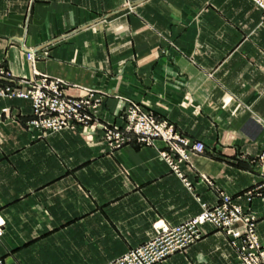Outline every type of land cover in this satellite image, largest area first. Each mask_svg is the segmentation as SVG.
I'll return each mask as SVG.
<instances>
[{"label":"crops","instance_id":"crops-1","mask_svg":"<svg viewBox=\"0 0 264 264\" xmlns=\"http://www.w3.org/2000/svg\"><path fill=\"white\" fill-rule=\"evenodd\" d=\"M0 67L102 94L112 124L139 103L212 151L183 167L188 189L153 146L110 152L99 124L32 128L29 100L0 97L4 264H107L153 223L184 222L219 192L244 205L264 180L251 161L264 149V16L251 0H0ZM249 205L264 247V195ZM203 229L163 264H242L223 230Z\"/></svg>","mask_w":264,"mask_h":264},{"label":"built area","instance_id":"built-area-1","mask_svg":"<svg viewBox=\"0 0 264 264\" xmlns=\"http://www.w3.org/2000/svg\"><path fill=\"white\" fill-rule=\"evenodd\" d=\"M252 1L262 10L264 16V0ZM27 57H34L31 50L27 52ZM63 85L62 80L47 75L31 79L15 78L0 67V96L30 100V126L56 131L95 121L102 129L104 140L111 151L129 141L130 134L135 135L137 142L147 145H155L160 140L167 148V151H160L161 156L180 177H184V174L178 163L189 161L187 152L201 153L205 149L202 142L176 132L168 121L158 120L150 111L135 102H129L126 110L121 112L120 127L102 124L99 107L104 96L88 88L83 89L81 96H70ZM177 155L178 160L175 159ZM260 158L264 166V153ZM204 179L208 181L205 177ZM185 184L190 187V182ZM252 194V191H248L247 198ZM255 219V215L247 208L234 202L229 195L221 193L219 202L212 206L201 203V211L184 222L173 226L159 221L153 223L154 235L151 239L108 264H161L168 255L199 240L205 224L225 231L242 264H264V248L256 234ZM3 225L0 218V237ZM0 264H4L2 259Z\"/></svg>","mask_w":264,"mask_h":264},{"label":"rangeland","instance_id":"rangeland-1","mask_svg":"<svg viewBox=\"0 0 264 264\" xmlns=\"http://www.w3.org/2000/svg\"><path fill=\"white\" fill-rule=\"evenodd\" d=\"M252 1V0H251ZM253 2V1H252ZM254 3V2H253ZM256 5V4H255ZM260 9V8H259ZM261 10V9H260ZM261 12H262V10H261ZM262 14H263V12H262ZM41 75H45V74H37V77H41ZM0 97H2V96H0ZM7 98H9V97H7ZM11 98H13V97H11ZM26 100H28V99H26ZM30 101V100H29ZM30 104H31V101H30ZM129 104V103H128ZM127 104V105H128ZM139 104V103H138ZM141 107H143L145 110H148V111H150L158 120H166V121H168L170 124H172L173 125V129L176 131V132H179V133H182V132H180V131H178L176 128H175V126H174V124L171 122V121H169L167 118H163V117H157L154 113H153V111L152 110H150V109H147V108H145L144 106H142L141 104H139ZM127 107V106H126ZM100 108V107H99ZM126 110V108L123 110V111H125ZM122 112V111H121ZM121 112L119 113V115H118V118H119V120H120V122H121V124H119V125H117V124H112V123H109L108 121H106V120H103V119H100V120H102V122H100V123H102V124H106V125H110V126H117V127H120L121 125H122V119L119 117L120 116V114H121ZM99 117H100V115H99ZM30 120V117H29V119L26 121V124L28 125V126H30L29 125V123H28V121ZM93 125V124H98V123H96L95 121L94 122H92V123H88V124H85V125H81V124H76L75 125V127L74 128H63V129H69V130H75L76 128H79V127H85V126H90V125ZM30 127H32V128H38V129H41V130H48V131H53V130H50V129H47V128H42V127H33V126H30ZM59 130H62V129H59ZM59 130H56V131H59ZM100 130H101V136H102V139L104 140V136H103V133H102V129L100 128ZM56 131H53V132H56ZM183 134V133H182ZM183 135H185V134H183ZM186 137H189V138H191V139H193L194 141H200V140H196V139H194V138H192V137H190V136H188V135H185ZM130 139H129V141H127V142H125V143H123L121 146H123V145H125V144H129L130 142H134V143H136L137 145H140V146H153V147H155L156 149H157V151H158V154L160 155V157L164 160V158L161 156V154H160V151H162V149H165V151H167V148L165 147V145H164V143L163 142H161L160 140H159V142H161L162 143V148H160V147H158V145H157V142L158 141H156V143H155V145H147V144H143V143H140V142H137L136 141V139H135V135H132V134H130L129 136H128ZM200 142H202V141H200ZM203 143V142H202ZM104 144L106 145V147L108 148V144L105 142V140H104ZM204 144V143H203ZM204 146H205V149H204V151L203 152H201V153H196V152H194V153H189V151L187 152V154H188V158H189V161L188 162H182V163H178L179 164V168L181 169V172H182V174H184V177H180V176H178V175H176L175 173H174V171H172V169L168 166V164H167V162L165 161V163L167 164V166L169 167V170H170V172H172L173 174H175L178 178H180V180L183 182V184L188 188V189H190V187H191V183H190V187H188L186 184H185V182H190L188 179H187V177H186V174H185V171L183 170V167L184 166H192V160H191V158H192V156L193 155H196V154H202V153H204V152H209V153H211L212 151L209 149V148H207L206 147V145L204 144ZM120 147V146H119ZM119 147H117V148H119ZM116 148V149H117ZM116 149H114V150H116ZM108 150H110L109 148H108ZM114 150H110V152H113ZM264 153V149L255 157V158H253L251 161H252V163L253 164H256V165H258L259 166V169H260V171H261V174H264V166H263V163H262V160H261V158H260V156H262V154ZM178 158H179V156L177 155L176 157H175V159H177L178 160ZM199 176H200V178L201 179H203L204 180V182L205 183H207V184H213L212 183V181L205 175V174H203V173H199ZM204 177L210 182V183H208V181H206L205 179H204ZM248 191H252V195L249 197V198H247V196L248 195H246V193L248 192ZM264 180L262 181V183L260 184V185H258V186H256V187H254V188H251V189H248V190H246V191H244L243 193H242V195H240V196H237L238 198H240V197H243L244 198V200H245V202H246V204H241L239 201H237V198H233V197H231L230 195V197H231V199L234 201V202H236V203H238V204H240V205H242L243 206V208H247V210L249 211V212H251V213H253L252 212V210L250 209V205H249V203L251 202V200H252V198L253 197H255V196H263L264 195ZM221 193H225V192H219V198H218V201L217 202H219V199H220V194ZM225 194H227V193H225ZM228 195V194H227ZM216 202V203H217ZM201 203H205V202H202V201H200L199 200V205H200V211H201ZM215 203V204H216ZM207 204V203H206ZM209 205V204H208ZM212 205H214V204H212ZM212 205H209V206H212ZM254 214V213H253ZM197 215V214H196ZM195 216V215H194ZM193 217V216H192ZM255 224H256V219H255ZM206 225V224H205ZM211 225V224H210ZM171 226H173V225H171ZM212 226H214V225H212ZM214 227H216V226H214ZM152 228H153V224H152ZM216 228H218V227H216ZM218 229H221V228H218ZM221 230H223V229H221ZM255 230H256V225H255ZM153 231H154V228H153ZM202 231H203V234H202V236H201V238H203V236L205 235V230L203 229V227H202ZM224 231V230H223ZM224 233H225V231H224ZM226 234V233H225ZM256 234H257V232H256ZM153 235H154V233H153ZM152 235V236H153ZM227 235V234H226ZM228 236V235H227ZM229 237V236H228ZM257 237H258V235H257ZM152 238V237H151ZM150 238V239H151ZM200 238V239H201ZM199 239V240H200ZM259 239V238H258ZM199 240H197V241H199ZM229 242H230V244H231V246L235 249V247L233 246V244L231 243V239H230V237H229ZM148 241V240H147ZM197 241H195V242H197ZM260 241V240H259ZM194 242V243H195ZM145 243V242H144ZM144 243H142V244H144ZM194 243H192V244H194ZM261 243V242H260ZM141 244V245H142ZM192 244H190V245H192ZM189 245V246H190ZM262 245V244H261ZM140 246V245H139ZM189 246H187L185 249H187ZM137 247V246H136ZM135 248V247H134ZM264 248V247H263ZM131 249H133V248H131ZM131 249H129V250H131ZM185 249H183V250H185ZM129 250H127V251H129ZM183 250H178V251H175V252H179V251H183ZM126 251V252H127ZM235 251H236V249H235ZM126 252H124V253H126ZM175 252H173V253H175ZM123 253V254H124ZM172 253V254H173ZM236 253H237V251H236ZM123 254H121V255H123ZM120 255V256H121ZM171 255V254H170ZM170 255H168V256H170ZM237 255H238V253H237ZM120 256H118V257H120ZM167 256V257H168ZM118 257H116V258H118ZM166 257V258H167ZM115 258V259H116ZM165 258V259H166ZM238 258H239V256H238ZM115 259H113V260H115ZM164 259V260H165ZM240 259V258H239ZM113 260H111V261H113ZM241 261V260H240ZM164 262V261H163ZM163 262L161 263V264H163ZM109 263V262H108ZM107 263V264H108Z\"/></svg>","mask_w":264,"mask_h":264}]
</instances>
